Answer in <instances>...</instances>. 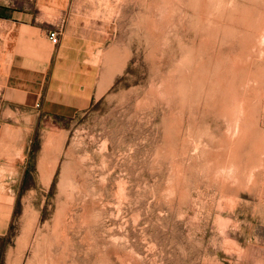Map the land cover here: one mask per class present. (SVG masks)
Returning <instances> with one entry per match:
<instances>
[{
	"label": "rangeland",
	"instance_id": "374dc122",
	"mask_svg": "<svg viewBox=\"0 0 264 264\" xmlns=\"http://www.w3.org/2000/svg\"><path fill=\"white\" fill-rule=\"evenodd\" d=\"M75 6L128 61L85 110L1 121L0 264H264V0Z\"/></svg>",
	"mask_w": 264,
	"mask_h": 264
},
{
	"label": "crops",
	"instance_id": "0c3cea01",
	"mask_svg": "<svg viewBox=\"0 0 264 264\" xmlns=\"http://www.w3.org/2000/svg\"><path fill=\"white\" fill-rule=\"evenodd\" d=\"M26 1L31 9L0 0V125L14 116L33 129L40 114L69 116L102 99L128 57L115 49V23L75 0ZM63 19L54 45L48 33Z\"/></svg>",
	"mask_w": 264,
	"mask_h": 264
},
{
	"label": "built area",
	"instance_id": "2783aa9c",
	"mask_svg": "<svg viewBox=\"0 0 264 264\" xmlns=\"http://www.w3.org/2000/svg\"><path fill=\"white\" fill-rule=\"evenodd\" d=\"M63 27H64V19L57 27L49 31L48 38L52 44L56 45L58 43ZM2 99H3V91L0 88V104L2 102Z\"/></svg>",
	"mask_w": 264,
	"mask_h": 264
},
{
	"label": "trees",
	"instance_id": "16d2710c",
	"mask_svg": "<svg viewBox=\"0 0 264 264\" xmlns=\"http://www.w3.org/2000/svg\"><path fill=\"white\" fill-rule=\"evenodd\" d=\"M0 248H1V247H0ZM2 259H3V252L0 251V262L2 261Z\"/></svg>",
	"mask_w": 264,
	"mask_h": 264
}]
</instances>
